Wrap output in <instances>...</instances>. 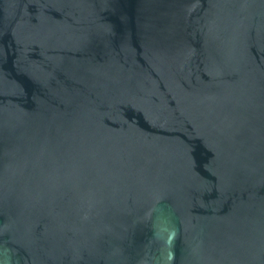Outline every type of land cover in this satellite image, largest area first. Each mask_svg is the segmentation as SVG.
<instances>
[{
    "label": "water",
    "instance_id": "95a60500",
    "mask_svg": "<svg viewBox=\"0 0 264 264\" xmlns=\"http://www.w3.org/2000/svg\"><path fill=\"white\" fill-rule=\"evenodd\" d=\"M0 264H264V0H0Z\"/></svg>",
    "mask_w": 264,
    "mask_h": 264
}]
</instances>
